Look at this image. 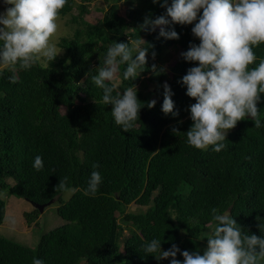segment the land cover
Masks as SVG:
<instances>
[{
  "label": "trees",
  "instance_id": "trees-1",
  "mask_svg": "<svg viewBox=\"0 0 264 264\" xmlns=\"http://www.w3.org/2000/svg\"><path fill=\"white\" fill-rule=\"evenodd\" d=\"M91 1L67 0L58 16L71 15L76 22L74 11L81 18ZM98 1L104 6L96 8L95 22L82 19L71 37L61 38L57 46L63 53L52 63L17 71V83L0 66V226L6 218L4 198L37 205L53 201L43 212L35 208L24 213L27 224L34 225L32 247L0 235V264H32L33 257L44 264H170L145 254V242L159 239L163 250L175 243L181 250L202 251L215 226L212 208L229 212L245 231L261 235L256 217L264 219V94L258 104L260 128L250 118L239 121L219 153L211 146L206 151L189 146L183 132L191 126L186 109L195 100L178 81L195 65L179 55L159 76L150 69L153 63L163 67L158 62L170 49L181 53L190 42L199 44L192 25L174 26L178 40L157 39L158 28H138L149 13L155 18L165 12L159 4ZM121 2L126 5L123 12ZM141 39L154 45L157 54L153 60L149 49L145 70L134 81L123 79L125 66H120L118 90L135 84L142 107L133 129L123 132L114 122L112 106L102 101V89L89 77L112 41H130V46L140 41L149 47ZM253 50L258 63L264 58V43ZM164 82L174 93L179 117L161 111ZM151 100L156 104L148 108ZM173 126L180 132L174 135ZM37 155L43 159L41 171L33 168ZM97 162L102 183L94 195H86ZM64 177L73 190L69 199L65 191H55ZM54 203L58 222L48 227L42 216ZM132 204L146 209L130 211ZM177 258L183 259L179 254Z\"/></svg>",
  "mask_w": 264,
  "mask_h": 264
},
{
  "label": "clouds",
  "instance_id": "clouds-1",
  "mask_svg": "<svg viewBox=\"0 0 264 264\" xmlns=\"http://www.w3.org/2000/svg\"><path fill=\"white\" fill-rule=\"evenodd\" d=\"M151 2L159 4L165 12L155 18L151 13L146 15L139 25V31L155 32L158 28L157 39L178 40L180 35L174 26L192 25L191 34L199 40V44L190 42L187 50L180 53L184 61L195 65L188 68L178 81L186 86V95L195 100L186 109L192 121L189 129L183 132L187 144L205 151L211 146L214 152L219 153L226 148L224 141L229 130L234 129L239 121L250 118L254 121V127L260 128L258 104L261 94H264V58L256 63L258 58L253 48L264 43V0ZM2 3L0 66L13 73L9 80L17 83V71L29 70L41 62L52 63L63 51L51 38L58 30L59 11L67 0H2ZM136 3L137 0H133V5ZM141 40L149 47H142L140 41L133 46H130V41H112L103 62L89 77L97 88L102 89V101L112 106L114 122L123 132H130L135 126L142 108L141 101L135 84L121 92L114 81L121 65L125 66L124 80L134 81L139 77L145 70L150 48L153 49L152 59H155V46ZM150 70L155 76L166 72L164 67H158L155 63ZM161 87V111L166 116L179 117L170 85L164 82ZM155 104L156 100H151L147 107L153 108ZM171 132L175 135L180 131L173 126ZM43 167L42 157L35 156L33 168L41 171ZM100 167L98 162L92 165L86 195H94L102 183V176L97 170ZM67 181V177L60 179L55 191H72ZM144 208L135 204L129 206V210L134 212ZM211 212L215 226L206 238L207 244L202 251L181 250L175 243L163 250L159 239L145 242L143 251L157 261L169 260L170 264H264V219L256 217L261 233L257 235L250 230L245 231L229 212L220 213L216 208H212ZM7 221L15 223L12 218H7ZM156 253L158 255H153ZM178 254L182 260L177 258ZM32 264H44V261L33 257Z\"/></svg>",
  "mask_w": 264,
  "mask_h": 264
},
{
  "label": "rangeland",
  "instance_id": "rangeland-1",
  "mask_svg": "<svg viewBox=\"0 0 264 264\" xmlns=\"http://www.w3.org/2000/svg\"><path fill=\"white\" fill-rule=\"evenodd\" d=\"M89 12L85 15H83L81 18H79L80 16V11L75 10L74 11V15L76 17H78L76 22L72 21V17L71 15L63 18L61 16H58L57 19V24H58V30L56 32V34H54V36L51 38L52 42H55L58 45V42L60 41L61 38H69L73 35L74 33V29L76 27L81 26V22L82 19L88 21V22H95V18L98 17V14L96 12V8L97 7H101L104 6L102 1H98V0H92L89 4ZM126 8V5L124 2L120 3V9L123 12ZM0 11H3V9L1 10L0 7ZM71 21V22H70ZM58 47V46H57ZM58 49H60L58 47ZM61 50V49H60ZM63 51L61 52L60 55H62ZM59 55V56H60ZM180 55V50L178 48H173L170 49L167 54L162 58L161 61L158 62V65L163 66L165 69L170 70L171 66L173 64V61L178 58V56ZM41 64L45 65L46 63L41 62ZM168 72V71H167ZM118 78H116V85H119V81L120 80V75L118 74L117 76ZM114 81V82H115ZM73 194V190L72 191H67L64 195L65 199H69L71 197V195ZM4 200L6 201V218L4 220L3 225L0 226V235L3 236H10V239L12 237H16L20 239L19 242H24V243H29L30 247H32L34 245V236H33V226L34 225H28L25 218H24V213L25 212H32L35 207L29 203L28 201L24 200V199H18L16 197H7L4 198ZM57 203H54L51 207L47 208L45 213L43 214L42 218L46 219L45 220V224H47L48 227H52V225L57 224L58 222V216H57ZM132 209H135L134 206L131 207ZM7 218H12L14 219L15 223L14 224H10L7 221ZM37 233H39V229H37ZM32 239V240H31ZM35 239H36V243L37 241H39V236L35 235ZM35 243V244H36Z\"/></svg>",
  "mask_w": 264,
  "mask_h": 264
},
{
  "label": "water",
  "instance_id": "water-1",
  "mask_svg": "<svg viewBox=\"0 0 264 264\" xmlns=\"http://www.w3.org/2000/svg\"><path fill=\"white\" fill-rule=\"evenodd\" d=\"M53 201H51V202H49V203H47V204H45V205H34L36 208H38L39 210H40V212H43V210H44V208L46 207V206H48V205H50L51 203H52Z\"/></svg>",
  "mask_w": 264,
  "mask_h": 264
}]
</instances>
